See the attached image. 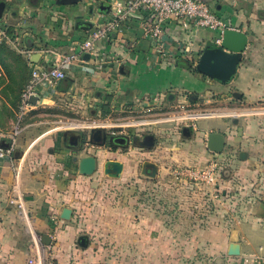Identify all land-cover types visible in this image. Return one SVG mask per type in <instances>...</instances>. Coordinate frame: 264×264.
I'll return each mask as SVG.
<instances>
[{"label":"crops","instance_id":"crops-1","mask_svg":"<svg viewBox=\"0 0 264 264\" xmlns=\"http://www.w3.org/2000/svg\"><path fill=\"white\" fill-rule=\"evenodd\" d=\"M2 1L6 8L1 23L25 47L37 50L34 62L21 55L28 63V80L34 66L49 65L48 56L40 54L42 49L71 54L86 40L88 32L111 14L110 0ZM200 1L249 38L230 83L192 70L197 69L202 53L216 46L218 31L170 21L157 42L145 37L142 19H130L121 32L100 45L99 56H108L106 67L99 70L88 63L89 55L84 56L86 62L66 70V78L55 91L39 90L34 113L60 118L53 121L56 124L86 114L110 117L112 121L126 110L157 116L173 109L187 114L190 108L201 106L209 111L235 109L237 114L231 116L204 113L190 117L192 124L184 125L180 134L186 141L160 147L169 149L171 163L178 168L204 167L218 161L222 166L219 192L194 183L188 192L193 202L183 205L181 201L173 208L172 218L163 215L171 209L169 204L156 210L140 205L139 218L124 223V242L131 246L130 252L120 257L103 254L78 220L75 184L86 178L93 180L94 175L79 174L75 151L85 139L84 153L98 156L101 151L96 149L103 148L91 143L96 132H102L101 139L105 133H117L107 131L106 124H96L90 127L88 137L59 128L42 129L33 137L48 121L27 120V129L14 153L15 167L0 158V264H29L34 252H50L56 264H264V0ZM28 38L31 41L26 42ZM0 75H5L1 65ZM232 98L238 104H233ZM15 117L13 110L6 113L0 129H10ZM212 132L225 135L221 154L207 148ZM152 137L154 144L156 138ZM115 160L124 164L121 179L135 177L127 159ZM16 175L24 194L25 216L8 204ZM172 182L176 185L174 179ZM66 208L73 211L70 220L62 218ZM131 212L133 208L128 211L130 217ZM232 244L240 246L239 256L229 255Z\"/></svg>","mask_w":264,"mask_h":264},{"label":"rangeland","instance_id":"rangeland-1","mask_svg":"<svg viewBox=\"0 0 264 264\" xmlns=\"http://www.w3.org/2000/svg\"><path fill=\"white\" fill-rule=\"evenodd\" d=\"M3 101L0 104L9 106L7 100H5L0 94ZM233 104H238L236 99L232 98ZM216 105V104H215ZM204 106L190 108L187 114H179L176 109L163 110L160 115L149 116L151 112H131V110L123 111L119 116H115L114 120H109L106 116L89 115L84 117H70L59 121L60 118L53 116H36L37 112L34 111L28 117L29 123L35 121H48L43 126L38 127L37 131L33 133V137L39 135L42 129H61L72 130L75 132H82L83 137H88L91 131L90 127L96 124H106L107 131H115L117 135L131 136L142 140L144 136V144L152 146L149 148L134 147L133 145L128 148H121L119 150L110 149H96L101 151L98 153V171L94 174V179L80 180L75 184L74 196L76 198L75 205L77 206L78 220L85 224V233L92 238L98 249L103 254L120 257L125 256L130 252V247L125 244L124 240V223L126 219L136 220L139 218L140 205H147L149 210H156L158 206H165L169 204L171 209L168 213H164V217H173L175 211L173 208L183 201V205L191 204L193 199L188 195L189 191H192V186L197 183L190 178L182 177L178 178L175 175V171L178 167H175L171 163V153L169 149L162 150L160 147L165 143L166 146H172L173 142L186 141L180 134L184 125L192 124L193 121L189 120L190 117H194L201 114H219L224 116H231L237 114L235 109L223 108V110L209 111L210 108L205 110ZM17 111V108H14ZM141 111V110H140ZM180 111V110H179ZM193 111V112H191ZM185 117V118H184ZM188 117V119H186ZM145 120V124L142 121ZM152 120V121H151ZM155 120V121H154ZM149 121V122H148ZM53 123V124H52ZM68 124H74L73 127H64ZM101 131H97L95 139H101ZM156 138L153 144V137ZM186 143V142H184ZM166 151L165 154L162 152ZM87 152V151H86ZM85 152V153H86ZM159 152V153H158ZM88 153V152H87ZM81 154H84V150ZM79 156L78 154L75 155ZM118 158H124L133 165L135 171V177L132 179H121V177L115 179L104 173V164L107 160H115ZM153 162L160 164L161 174H167L166 177L159 176L155 179H150L141 174L144 162ZM164 164V165H163ZM206 166V165H205ZM185 168H195L192 166H185ZM202 168V167H197ZM79 172V171H78ZM171 175L173 178L169 177ZM175 180L176 186L172 180ZM193 182V183H191ZM200 188L208 189L203 183H197ZM181 187V188H180ZM212 187H210L211 189ZM214 193L219 192L218 187L212 188ZM191 199V200H190ZM134 209L131 212V217L128 211ZM167 212V211H166ZM156 217V213H153ZM93 240L91 242H93ZM138 251V250H137ZM134 252V251H133ZM122 264H140L137 261H121ZM190 262H184L189 264ZM151 264V262H150Z\"/></svg>","mask_w":264,"mask_h":264},{"label":"built area","instance_id":"built-area-1","mask_svg":"<svg viewBox=\"0 0 264 264\" xmlns=\"http://www.w3.org/2000/svg\"><path fill=\"white\" fill-rule=\"evenodd\" d=\"M111 14L109 18L99 23L88 32L86 40L78 45L77 50L71 54H61L54 50L42 49L40 54L48 56L47 67L34 66L31 77L23 89L19 105L16 111L15 121L8 130L0 129V158L8 159L12 167L15 159L14 153L19 140L27 129V120L34 111L32 102L34 97L40 98L41 88H50L55 91L65 78L66 70L86 62L84 56L89 55V64L102 70L108 63V56H99V47L105 44L115 33L121 32L122 27L130 19H142V30L145 37L162 40L166 26L170 21L184 22V25H193L197 29L218 31L215 45L221 46L226 30H235L222 17L218 16L210 6L200 0H110ZM6 44L24 56L28 62H32L37 53L35 49H29L16 37L9 34V28L0 21V45ZM163 47L160 48V52ZM74 125V124H73ZM116 135V133H115ZM7 144V147L4 146ZM15 167V166H14ZM222 166L218 161H213L202 168H178L175 175L178 178L186 177L197 183H203L206 187L218 186ZM19 176L10 188L8 204L26 215L24 194L20 188ZM37 241L39 242L38 238ZM257 260V261H256ZM262 259L256 258V262ZM254 262V261H253ZM29 264H56L50 252H37L29 259Z\"/></svg>","mask_w":264,"mask_h":264},{"label":"water","instance_id":"water-1","mask_svg":"<svg viewBox=\"0 0 264 264\" xmlns=\"http://www.w3.org/2000/svg\"><path fill=\"white\" fill-rule=\"evenodd\" d=\"M6 8L5 2H0V21L2 20L3 13ZM31 41V39H26V42ZM249 45L248 36L237 30H226L223 36V41L221 46H214L207 48L201 55L199 63L197 65V70L206 76H209L215 80L220 81L223 84H228L231 82L232 78L236 75L238 67L240 66L243 55ZM31 49V46H27ZM36 56H33L32 61L34 62ZM237 96H239L237 94ZM39 99L34 97L32 102L37 104ZM95 130L92 131L94 133ZM108 135L105 133L102 137V142L97 143L96 146L104 147L106 146ZM120 139L116 137L111 138V142H118ZM127 141V138L125 137ZM94 143L93 141L91 142ZM95 144V143H94ZM226 146V138L222 133L212 132L207 137V148L213 153L221 154L223 153ZM75 155L76 161L78 163V171L82 176H93L98 171V158L93 155H88L83 152L82 145L76 148ZM104 173L112 178H119L122 176L124 171V164L117 160H107L104 164ZM159 167L157 164L147 161L144 162L141 174L150 179H155L158 175ZM73 211L69 208L64 209L62 218L64 220H70L72 218ZM87 239V237L81 240ZM49 245L48 242L45 243ZM241 254L240 246L237 244H232L230 246L229 255L239 256Z\"/></svg>","mask_w":264,"mask_h":264},{"label":"trees","instance_id":"trees-1","mask_svg":"<svg viewBox=\"0 0 264 264\" xmlns=\"http://www.w3.org/2000/svg\"><path fill=\"white\" fill-rule=\"evenodd\" d=\"M0 65L5 71V75H0V94L7 100L9 106L0 104V127L4 124L5 114L18 108L21 93L28 82V63L5 45H0ZM198 73L196 68L192 69ZM3 101L0 96V102ZM149 136V135H148ZM147 137V136H146ZM141 147V146H139Z\"/></svg>","mask_w":264,"mask_h":264},{"label":"flooded vegetation","instance_id":"flooded-vegetation-1","mask_svg":"<svg viewBox=\"0 0 264 264\" xmlns=\"http://www.w3.org/2000/svg\"><path fill=\"white\" fill-rule=\"evenodd\" d=\"M79 136H81L82 134H78ZM78 136V137H79ZM112 137H116V138H119L120 140L118 141V142H115V141H112L111 142V138ZM125 137L127 138V141L125 140ZM85 139H83L82 141H81V145H82V148H83V146L86 144L85 142H87V141H84ZM93 142L95 143V144H97V143H101L102 142V139H95V136L93 137ZM135 143V145L137 146V147H139V146H141V147H147V145H145L144 144V140H143V142H139V140H138V138H133V137H131V136H124V135H118V136H108L107 137V141H106V146H104V147H102V148H106V149H110V150H119V149H121V148H128V147H130V145H132V144H134Z\"/></svg>","mask_w":264,"mask_h":264}]
</instances>
